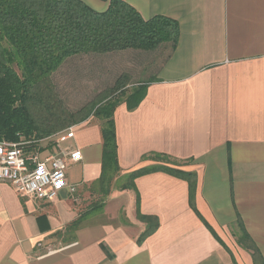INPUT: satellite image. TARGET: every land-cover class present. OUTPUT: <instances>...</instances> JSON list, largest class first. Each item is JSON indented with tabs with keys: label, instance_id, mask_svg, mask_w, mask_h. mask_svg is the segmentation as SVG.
<instances>
[{
	"label": "crops",
	"instance_id": "obj_1",
	"mask_svg": "<svg viewBox=\"0 0 264 264\" xmlns=\"http://www.w3.org/2000/svg\"><path fill=\"white\" fill-rule=\"evenodd\" d=\"M81 1L96 12L108 5ZM122 1L145 20L175 21L179 35L138 71L134 85L151 82L136 109L122 101L113 113L120 175L171 167L149 157L168 156L179 162L173 168L195 174L200 217L187 182L164 171L137 177L129 189L113 183L94 208L102 138L90 116L74 125L72 140L39 144L41 160L81 152L66 170L74 193L40 201L0 183V264H252L236 244L238 221L264 260V0ZM137 197L140 214L158 221L140 243Z\"/></svg>",
	"mask_w": 264,
	"mask_h": 264
},
{
	"label": "trees",
	"instance_id": "obj_2",
	"mask_svg": "<svg viewBox=\"0 0 264 264\" xmlns=\"http://www.w3.org/2000/svg\"><path fill=\"white\" fill-rule=\"evenodd\" d=\"M102 1L108 3L107 9L96 12L81 0H0V141L29 142L23 146L24 151L39 152V141L93 116L100 123L102 138L101 173L96 183L102 198L108 195L113 183L120 189H129L134 187L137 177L164 171L187 182L190 208L200 217L194 203L195 174L173 168L179 167V162L168 156L149 155L171 167L154 166L120 175L113 113L122 101L129 111L136 109L151 81L133 85L129 90L119 78L75 115L64 118L57 114L49 119L54 105L49 79L68 58L126 50L154 51L163 44L175 46L177 43L179 30L175 21L163 16L145 20L122 0ZM42 98L49 103L45 113L48 117L37 118L34 105ZM136 217L145 224L138 238L140 243L157 229L158 221L153 216L140 214L138 197ZM82 220L80 215L70 223L64 237L71 238ZM237 227L236 244L249 253L252 264H264L240 221Z\"/></svg>",
	"mask_w": 264,
	"mask_h": 264
},
{
	"label": "rangeland",
	"instance_id": "obj_3",
	"mask_svg": "<svg viewBox=\"0 0 264 264\" xmlns=\"http://www.w3.org/2000/svg\"><path fill=\"white\" fill-rule=\"evenodd\" d=\"M130 52L77 55L68 58L49 79L54 101V105L50 106L53 115L49 119H53L57 114L64 118L72 116L71 114L75 115L82 107L111 88L119 78L130 90L138 79V71L149 65L158 51ZM48 105L44 98L40 103L36 102L34 112L37 118L48 117L45 114ZM95 199L97 201L92 203L94 208L100 205L102 196L96 193ZM114 221H121V217Z\"/></svg>",
	"mask_w": 264,
	"mask_h": 264
},
{
	"label": "built area",
	"instance_id": "obj_4",
	"mask_svg": "<svg viewBox=\"0 0 264 264\" xmlns=\"http://www.w3.org/2000/svg\"><path fill=\"white\" fill-rule=\"evenodd\" d=\"M74 126L39 141L42 143L72 140ZM29 142L9 143L0 141V183H7L19 195L40 201H52L63 189L70 193L75 187L68 185V163H78L79 150L61 151L41 160L38 152L26 153L23 146Z\"/></svg>",
	"mask_w": 264,
	"mask_h": 264
}]
</instances>
